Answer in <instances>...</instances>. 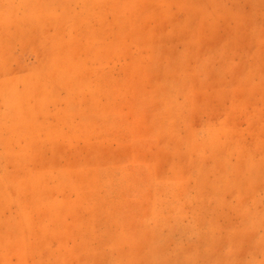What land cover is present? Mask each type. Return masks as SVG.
I'll list each match as a JSON object with an SVG mask.
<instances>
[{"label": "rangeland", "instance_id": "374dc122", "mask_svg": "<svg viewBox=\"0 0 264 264\" xmlns=\"http://www.w3.org/2000/svg\"><path fill=\"white\" fill-rule=\"evenodd\" d=\"M0 264H264V0H0Z\"/></svg>", "mask_w": 264, "mask_h": 264}]
</instances>
